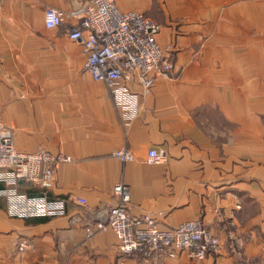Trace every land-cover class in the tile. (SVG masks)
I'll return each instance as SVG.
<instances>
[{
    "label": "crops",
    "instance_id": "crops-1",
    "mask_svg": "<svg viewBox=\"0 0 264 264\" xmlns=\"http://www.w3.org/2000/svg\"><path fill=\"white\" fill-rule=\"evenodd\" d=\"M86 1L0 0V121L18 151L71 158L47 190L0 181V264H264V0H114L160 24L172 62L147 94L124 78L123 107L68 37L78 20L67 14ZM47 8L66 14L60 26L44 25ZM123 146L133 160L112 155ZM151 149L164 160L147 162ZM118 181L132 216L161 229L199 220L219 251L144 257L121 253L111 229L88 236ZM43 192L65 201V215H24Z\"/></svg>",
    "mask_w": 264,
    "mask_h": 264
},
{
    "label": "built area",
    "instance_id": "built-area-1",
    "mask_svg": "<svg viewBox=\"0 0 264 264\" xmlns=\"http://www.w3.org/2000/svg\"><path fill=\"white\" fill-rule=\"evenodd\" d=\"M65 15L61 10L47 8L44 10V25L47 28L60 26ZM67 15L78 20L68 32V37L81 42L85 71L105 84L116 107H123L128 96L124 78L134 75L147 94L154 82V74L166 75L171 70V54L157 42L160 24L143 13L121 10L114 0H87L80 9ZM112 155L121 162L133 160L132 152L125 146L114 150ZM163 160V151H148L147 162ZM70 161L69 156L45 149L18 151L13 143L12 129L0 121V181L9 185L30 182L47 190L52 184L54 165ZM112 193L117 202L98 220L86 222L88 236L111 229L121 253L144 257L160 254L174 258L185 251L191 261H201L207 253L219 251V238L205 229L199 220H188L173 228L161 229L151 215L134 217L129 213L130 191L123 181L113 185ZM34 200L37 203L34 211L29 209L25 216L65 215L64 200H47L44 192ZM77 201L85 204L83 198ZM78 220L79 217H75L71 222ZM25 246L20 243L18 250L22 252Z\"/></svg>",
    "mask_w": 264,
    "mask_h": 264
}]
</instances>
